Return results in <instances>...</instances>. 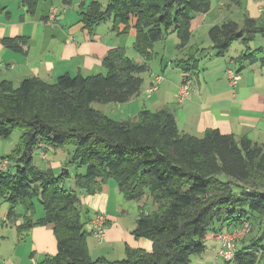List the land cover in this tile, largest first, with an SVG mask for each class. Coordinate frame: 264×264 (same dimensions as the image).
Here are the masks:
<instances>
[{"label":"trees","instance_id":"1","mask_svg":"<svg viewBox=\"0 0 264 264\" xmlns=\"http://www.w3.org/2000/svg\"><path fill=\"white\" fill-rule=\"evenodd\" d=\"M37 4L38 0H21L30 15ZM209 9L210 0H111L104 13L92 0L80 17L83 28L91 33L113 15L112 31L121 34L134 18V48L145 62H135L125 48L118 47L102 60L105 74H64L54 83L26 78L17 87L6 80L0 82V138H8L15 128L23 131L15 153L21 165L13 173L8 165L0 169V195L9 204L7 219L20 218L14 210L20 204L23 213L22 223L16 226L18 235L50 225L56 240V254L44 256L37 264L100 262L89 254L87 241L92 235L91 230H85L84 220L89 210L81 206L79 193L94 195L109 179L115 181L126 201L140 203L148 197L154 207L144 212L139 206L132 232L135 239L150 240L152 251L126 248L124 259L114 264H191V257L206 249V233L221 232L223 223L239 227L242 222L250 226L249 245L237 248L234 258L226 263L260 264L264 144L217 129L207 130L200 138L182 133L168 109L143 107L134 119L117 121L92 107L93 103L124 104L138 96L153 45L175 34L181 51L189 41L191 21ZM121 25L125 27L119 32ZM258 35L264 39V21L246 14L240 23L227 21L208 31L217 57L224 56L235 42L245 46L235 59L239 69L255 63L264 53V48L249 49L248 43ZM17 39L3 38L1 43L18 51ZM189 49L190 55L188 52L176 61L183 73L196 71L195 54L204 53L203 49ZM258 61L264 65V56ZM67 143L75 147L72 163L86 168L74 177L75 189L71 190H64L61 179L50 171L32 167L35 147L59 148ZM34 198L43 206V217L38 220L32 218Z\"/></svg>","mask_w":264,"mask_h":264},{"label":"crops","instance_id":"2","mask_svg":"<svg viewBox=\"0 0 264 264\" xmlns=\"http://www.w3.org/2000/svg\"><path fill=\"white\" fill-rule=\"evenodd\" d=\"M8 1L11 0H0V8L3 9H0V16L7 15L6 24L0 25V82L6 80L15 87L26 78H38L43 82L53 83L57 77L64 74H103L105 69L102 60L106 54L111 49L124 48L120 43L117 45L114 42L115 39L121 38H113L112 34L100 37L97 33L98 25L91 33L85 31L76 12L67 11L62 14L59 7L49 4L44 12H38L36 9L34 14L30 15L22 7L21 0H12L17 4V11L12 10ZM226 1L228 0H219L215 4L210 1L207 13L195 15L189 26V41L181 51L177 49L179 40L175 34L167 37L172 40H162L165 43L159 46L161 54L156 56L160 57L161 73L150 69L146 79L143 78L138 96L124 104L106 106L111 107V114L120 115L121 119L117 121L134 119L143 107L152 111L168 109L174 115L177 128L182 133L200 138L207 130L217 129L222 134H230L235 138L246 136L254 143L264 144V65L258 61L264 53L255 63L244 64L242 69H239L235 59L245 50V46L240 43L242 47L239 46L235 53L228 51L224 56L217 57L211 49L212 44L208 36L212 26L232 21L230 17L233 8L243 12L242 15L246 14L263 22L264 5L258 0H229L233 5L231 8ZM63 3L71 4V0ZM242 15L237 13L240 20ZM122 28L119 27V30ZM131 29L129 28L128 32L132 31L134 36L135 29ZM3 38H20L17 39L19 50L4 47L1 43ZM192 47L203 49L204 53L195 54L198 61L196 71L183 73L175 66L176 61L185 58ZM173 49L175 52L169 56ZM152 53L151 50V58ZM190 54L191 52L188 53ZM168 58L172 59L168 62ZM165 62L166 65L163 66ZM173 65L175 77L167 76L163 68L166 67L167 70ZM228 70L239 74L240 79L235 87L229 84ZM155 76H161L163 79L154 91L148 93L147 90L153 84ZM185 76L190 83L189 96L178 103L176 94ZM79 199L81 206L89 210L87 218L85 216L87 232H90V220L96 214H102L106 220L103 239L96 240L89 236L87 241L93 261L114 264L124 259L126 248L152 251L150 240L135 239L132 235L139 213V203L126 201L119 193L114 180L106 181L100 192L94 195L79 193ZM37 216L33 220L41 219L43 214L39 213ZM21 223V220L16 221L15 227ZM232 228L234 226L223 223L220 231L228 232ZM217 234H205L206 249L202 254L192 256L191 264H219L221 259L217 257V253L222 246ZM24 236V241L32 245L28 264H37L44 256L56 254L52 226L33 227ZM249 241L250 237H246L237 243L236 248L248 246ZM4 259L1 254L0 260L6 264Z\"/></svg>","mask_w":264,"mask_h":264},{"label":"rangeland","instance_id":"3","mask_svg":"<svg viewBox=\"0 0 264 264\" xmlns=\"http://www.w3.org/2000/svg\"><path fill=\"white\" fill-rule=\"evenodd\" d=\"M17 1V0H14ZM14 1H8L10 2V6L13 11H17V4ZM63 1H70V0H38V8L37 11H43L47 9L48 5H55L60 8L62 14H65L67 11L69 12H76L77 13V18L82 17V13L87 12V10L90 7V3L92 0H71V4H65ZM98 4L100 5V11L101 12H107L109 9V5L111 0H96ZM215 4L219 0H210ZM226 2H229L226 1ZM230 4V7L233 8L232 3ZM71 8H69L70 6ZM1 9V8H0ZM53 9H58V8H53ZM3 9H1L2 11ZM237 13L243 14V12L238 11V9H232L231 12V17L230 20L234 22H240V18L237 16ZM1 14V12H0ZM6 14L1 15V20H0V25L6 24ZM20 18V17H19ZM69 18H73L70 17ZM109 18H111L109 20ZM113 15H109L105 18L103 22L98 24V35L103 38L105 34H112L114 37L113 38H121L120 40L115 39L114 42L120 43L122 46H124L126 50V55L128 58L134 60L137 63H143L145 62L144 59L136 52L134 48L135 40H136V35L133 36L132 31L128 32L129 28L131 29L134 28L135 20L134 18L131 19L129 25L126 27V33H117V31H112V26H113ZM81 26L84 27V23L80 22ZM119 27H123L121 30H118L121 32L125 26L121 25ZM118 27V29H119ZM132 30V29H131ZM87 31V30H85ZM88 32V31H87ZM167 40H172L170 38H166ZM165 41L157 42L153 45L152 47V58L147 62L149 69L151 71H154L155 73H161L160 70V57L157 58L156 56L160 55V47L163 46ZM249 47L250 49H258V48H264V39L261 36H256L255 39L252 40V42H249ZM241 46L240 43L235 42L229 52L235 53L236 49ZM242 47V46H241ZM171 51L169 56H172L174 53ZM168 58V62L170 61ZM175 64V63H174ZM166 65V62L163 66ZM176 66V64H175ZM165 70V74L167 76L175 77V74H173V70H175L174 65L171 67H168L166 70V67L163 68V71ZM148 71L143 75V78L146 79V76L148 74ZM103 72V74H105ZM94 74V73H92ZM90 74V75H92ZM76 76V74H75ZM54 83V82H53ZM17 87V86H15ZM114 104V103H110ZM108 105V104H107ZM98 104V103H93L92 107L95 109H98L102 111L105 115L115 119L119 120L121 119L120 115L116 114H111V107H106L107 106ZM113 106V105H111ZM23 138V131L20 128H15L10 136L8 138H0V165L3 163V161L8 160L9 164L8 165V170L13 173L16 168L20 166V162L18 160V156H16V151L18 149V146H20L21 140ZM74 150L75 147L72 143H67L64 144L62 147L59 148H54L52 146H44V145H39L35 147L31 154H32V167L35 169H38L40 171H50L52 175L55 178H60L61 179V187L64 190H71L75 189L74 186V177L76 175H82L85 172V166H80L77 164L72 163V159L74 157ZM42 154H45L46 157L43 159ZM62 175V176H61ZM130 202H135V201H130ZM136 203V202H135ZM33 204H34V214L32 215L33 219H36L38 214L40 213L43 214V206L38 200V198L33 199ZM139 206L144 209V212H150L154 209L153 204L151 203L150 198H144L142 201H140ZM9 209V204L5 198L4 195H0V255L2 254V257H4V262L6 264H28L30 261V256L32 254V245L29 244V242H25V236H20L17 233V228L15 227L16 221H22V213L23 209L20 204L15 205L14 210L17 216L20 215V218L18 220H14L12 218L11 220L8 221L7 219V212ZM40 217V216H39ZM85 220V219H84ZM86 222V220H85ZM86 227V226H85ZM18 237V238H17ZM262 246V252H260V264H264V241L261 244ZM0 262L3 261L0 260ZM219 264H233V263H226L225 261L219 260Z\"/></svg>","mask_w":264,"mask_h":264},{"label":"built area","instance_id":"4","mask_svg":"<svg viewBox=\"0 0 264 264\" xmlns=\"http://www.w3.org/2000/svg\"><path fill=\"white\" fill-rule=\"evenodd\" d=\"M262 2V6L264 5V0H258ZM54 14L52 15V17ZM227 78L231 87H235L240 77L239 74L233 70L227 71ZM161 76H155L154 82L151 87L147 90L148 93L154 91L158 85L162 81ZM190 83L188 77L185 76L183 78L182 84L179 86V89L176 94V100L178 103L183 102L189 96ZM44 159L46 157L45 154L41 155ZM7 161H3L0 165V169L5 170L7 167ZM104 225H105V217L102 214H96L92 220L90 221V230L91 235L96 240H102L104 237ZM250 226L247 222H242L239 227H234L232 230L228 232H219L217 234V238L221 242V249L217 253V257L225 262L231 261L236 253V245L240 242L244 237L249 233ZM101 264V263H97Z\"/></svg>","mask_w":264,"mask_h":264}]
</instances>
